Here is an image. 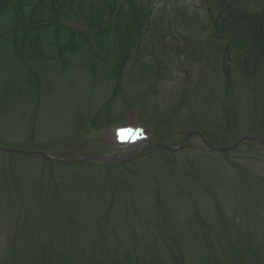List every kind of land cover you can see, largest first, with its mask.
I'll return each mask as SVG.
<instances>
[{
  "label": "rangeland",
  "instance_id": "374dc122",
  "mask_svg": "<svg viewBox=\"0 0 264 264\" xmlns=\"http://www.w3.org/2000/svg\"><path fill=\"white\" fill-rule=\"evenodd\" d=\"M142 3L150 7L161 32L158 39L151 40L155 41L153 48L145 40L132 51L129 61H123L121 69H114V61L98 67L94 76L86 47L99 52L100 59L106 51H112V57L113 51L118 56L121 52L113 50L112 44L98 48L87 40L86 47L72 56L62 51V65L58 54L66 46L68 34L87 33L83 19L71 18L62 23L67 31L58 36L59 45L49 47L51 63H39L38 70L33 65L38 72L39 103L35 98L12 94L0 98V147L61 155L63 159L68 155L92 158L98 152L103 154L96 155L97 159L107 161H59L52 166L36 158L38 166L31 165L29 171L37 180L35 188L42 193L40 200L27 193L13 207L10 197L0 198V247L15 234L24 239L29 235L32 246L45 241L47 233L39 232L43 226L50 229L58 244L69 250L82 246L84 253L93 251L94 260L99 261L120 248L115 245L118 242L131 247L135 242L143 246L159 242L162 227L165 237L173 238L174 229L195 209L209 219L206 216H211L214 196L223 195L221 207L235 209V195L241 190L248 192L254 176L264 178V146L257 142L259 139L226 152L221 151L223 146L208 149L211 143L207 139L220 140L221 131L235 126L241 135L236 142L246 136H260L252 134L256 131L262 133L264 143V54L258 57L250 51L251 57L244 59L242 66L238 60L247 53L246 47L229 51L226 59V52L220 51L221 42L215 41L211 56L206 52L188 59V53L184 54V20L204 1ZM205 10H199L204 20L210 13L209 8ZM9 25L0 19V30ZM208 32L194 38L202 50L210 44ZM48 38L54 41L55 35L49 33ZM5 61L12 64L8 58ZM1 65L0 61V82L5 76ZM225 74L230 79L229 93ZM115 89L119 93L111 97ZM251 109L255 116L244 114ZM192 120L198 121V129L191 128ZM125 125L145 128L154 141L140 143L134 152L119 150L116 131ZM29 140L35 147L24 146ZM251 173L256 175L249 180ZM22 206L26 215L16 219L15 213L23 212ZM249 208L251 212L253 208Z\"/></svg>",
  "mask_w": 264,
  "mask_h": 264
},
{
  "label": "trees",
  "instance_id": "16d2710c",
  "mask_svg": "<svg viewBox=\"0 0 264 264\" xmlns=\"http://www.w3.org/2000/svg\"><path fill=\"white\" fill-rule=\"evenodd\" d=\"M203 1L201 10L203 8L206 12V8L210 9V13L205 15V20L199 16L197 10L184 20L186 29L184 48H187L184 54L188 53L186 56L188 59L193 60L206 52L211 56L210 51L215 41L221 42L223 49L221 48L220 51L224 54L226 52V59L230 56L229 51L246 47L247 53L238 60L242 66L243 60L251 57L248 54L250 51H254L258 57L264 54V0ZM95 3H98L97 7ZM138 3L137 5L136 0H111V2L101 0V3L99 0H0V19L2 23L10 24L5 30H0V61L1 69L5 72L4 79L0 82L1 100L9 98L12 94L30 100L35 98L36 104L39 103L38 72L34 71L33 65L38 70L39 63L41 65L51 63L49 58L53 54L49 51V47L59 45L58 36L67 31L62 24L65 20L83 19L87 33L74 34V36L68 34L66 46L61 48L59 54L57 53L60 59L64 54L72 56L83 46L86 47L87 40L95 46L98 45V48L112 44L113 50L117 48L121 52L118 56L113 51L114 57H112V51H106L105 56L100 59L99 52L86 47L89 52L87 63L92 71L94 70V76H97L98 67L102 68L103 65L114 61L116 64L114 69H121L123 61L127 59L129 61L132 51L145 40H148L147 43L153 48L155 41L151 40L158 39L160 28L157 27V21L153 18L150 7L141 4V0ZM203 31H209L207 40H210V44L202 50L196 42V45L194 44V38ZM49 33L55 35L54 41L49 40ZM227 33L236 36L231 37ZM87 36L91 37L90 40ZM98 40L103 42L100 43ZM78 43L82 46H78ZM62 51L65 52L63 55ZM6 58L12 62L11 65L5 63ZM61 63L65 64L62 59ZM8 67L13 69L8 71ZM226 76V89L229 93L230 79L228 75ZM106 77L115 78L113 75ZM117 93L119 92L115 89L111 92V97H117ZM251 111L252 109L246 110L244 114L250 115L253 113ZM100 112L101 110L98 115ZM110 113L107 112L106 115ZM253 115L255 116V113ZM250 121L253 124L252 119ZM190 122L193 126L191 128L198 129L197 120ZM254 132L256 131L252 134L262 135ZM203 133L207 134L205 130ZM221 136L220 140H212L206 135L212 146L223 147L236 143L241 135L239 136L235 126L233 128L228 126L221 131ZM29 139L31 140V137ZM30 140L28 145L24 144L25 147H35ZM15 150L18 152L8 153L0 149V198L6 195L10 197L13 207H15L14 203H20L19 198L27 193H31L34 197L38 196L40 200L42 193L35 188L37 180L32 179L33 176L29 171L31 165L38 166L35 164L37 161L35 159L52 166L57 163L29 156L19 149ZM100 154L103 153H95V155ZM59 156L61 157V155L55 157ZM238 169L242 172L240 168ZM254 175L256 174H248L249 180ZM254 178V183L248 184L250 188L248 192L241 190L235 195V209L227 210L221 207L220 200L223 199V195L214 196L213 202L211 201V216H206L210 222L195 209L193 213H187L185 221L174 229L173 238L165 237L162 227L159 242L145 243V246L135 242L134 247L128 246V243L118 242L115 245L120 248H114L113 252H109L107 256L97 261L94 260L96 255L93 251L84 253L82 246L69 250V247L53 240L49 228L39 226V232L47 233L43 237L45 241L32 246L28 243L29 235L24 239L22 235L15 234L14 238H8L0 247V264H264V178L258 176ZM257 178L260 180H256ZM229 181L230 179L227 182ZM248 207L253 210L249 212ZM21 210L23 212L15 213L16 219L18 216L26 215L23 206ZM12 230L14 233L19 232V229Z\"/></svg>",
  "mask_w": 264,
  "mask_h": 264
},
{
  "label": "water",
  "instance_id": "95a60500",
  "mask_svg": "<svg viewBox=\"0 0 264 264\" xmlns=\"http://www.w3.org/2000/svg\"><path fill=\"white\" fill-rule=\"evenodd\" d=\"M204 138V137H203ZM257 139L261 140L260 138L256 137ZM252 139H255L254 137L253 138H245L243 140H241L240 142L236 143V145L232 146V147H229V148H226V149H222V150H230L232 148H235V147H238L240 146L242 143L244 142H247L249 140H252ZM2 149V148H1ZM3 150H5L6 152L8 153H14L15 151L9 149V148H3ZM29 155H34V156H41L47 160H56V161H60V162H64V163H72V162H98V163H106L107 161L105 160H101V159H97L96 157H92V158H88V157H78V158H71V159H68L67 161L66 160H61V159H55V158H52L48 155L43 154V153H28Z\"/></svg>",
  "mask_w": 264,
  "mask_h": 264
},
{
  "label": "snow or ice",
  "instance_id": "6c2138e0",
  "mask_svg": "<svg viewBox=\"0 0 264 264\" xmlns=\"http://www.w3.org/2000/svg\"><path fill=\"white\" fill-rule=\"evenodd\" d=\"M133 131H142V130L131 129V128L121 129L120 130V135H123L124 133H132Z\"/></svg>",
  "mask_w": 264,
  "mask_h": 264
}]
</instances>
